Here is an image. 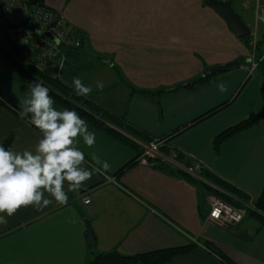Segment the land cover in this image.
<instances>
[{"label": "crops", "instance_id": "0c3cea01", "mask_svg": "<svg viewBox=\"0 0 264 264\" xmlns=\"http://www.w3.org/2000/svg\"><path fill=\"white\" fill-rule=\"evenodd\" d=\"M251 3L257 11V0ZM45 4L82 42L80 49L67 52L66 83L71 86L82 63L93 59L106 93L121 84L126 100L115 110L116 101L103 105L92 95L86 97L148 139L162 140V149L156 165L138 164L116 178L135 153L87 124L96 139L92 148L80 141L85 167L91 166L95 152L110 164L109 171L94 173L79 192H67V206L53 201L43 211L21 207L6 217L8 223L0 225V264H90L96 255L112 251L138 255L191 243L199 245L171 264H223L200 245L204 242L216 245L233 264H264V228L255 234L257 226L246 221L212 220L205 207L200 214V193L170 172L187 173L198 164L252 200L259 197L264 189V119L227 141L219 154L213 141L230 127L264 114V51L253 62L251 49L204 0H46ZM254 24L258 30L259 22ZM234 61L240 68L186 87ZM221 82L227 85L226 92L219 91ZM28 87L0 58V146L14 135L12 149H34L41 136L8 108L21 110L19 101L27 97ZM93 92L101 90L96 87ZM159 163L166 169H156ZM199 173L192 176L200 179ZM82 196H88L90 204H84ZM87 221L96 236L94 243L87 240Z\"/></svg>", "mask_w": 264, "mask_h": 264}, {"label": "clouds", "instance_id": "9594fccd", "mask_svg": "<svg viewBox=\"0 0 264 264\" xmlns=\"http://www.w3.org/2000/svg\"><path fill=\"white\" fill-rule=\"evenodd\" d=\"M255 19L264 22L259 6ZM71 87L77 96L86 97L92 92L91 86H85L80 78H73ZM96 87L102 90L103 82L98 81ZM217 87L221 92L228 90L224 82ZM49 92L43 82L33 81L27 97L19 101L20 119L41 134L34 149L17 151L0 146V214H6L0 215V225H6V217L13 216L21 207L43 211L53 201L67 206V192H79L94 173H107L111 167L95 152L91 153V166L85 167L87 161L79 144L82 139L85 146L92 148L95 133L75 110L57 109ZM69 221L75 222L71 217Z\"/></svg>", "mask_w": 264, "mask_h": 264}, {"label": "trees", "instance_id": "16d2710c", "mask_svg": "<svg viewBox=\"0 0 264 264\" xmlns=\"http://www.w3.org/2000/svg\"><path fill=\"white\" fill-rule=\"evenodd\" d=\"M23 1H25L31 7H46V0ZM250 39L251 36L242 40L246 43L248 48L251 49ZM263 43L264 39L258 43L257 51H262ZM80 48H63L62 52L68 57V51H73ZM0 58L6 62L8 66H10L11 69L14 70V72L28 85H30L33 81L43 82V84L50 90L49 94L53 97L55 103L63 108L75 110L80 115V117L87 122V124L104 133L119 144L131 149L135 153L136 156L134 160L115 173L116 178H121L127 171L138 165V159L143 154L144 147L139 145L130 137L140 141L144 145H149L151 142L155 141V139H148L146 134H142L133 126L127 125L124 123L122 118L112 114L106 108L97 104L93 100L88 99L85 96H77L73 90V87H71L64 80V76L63 79H58L55 78L51 73H43L39 71L34 65L27 64L24 60L23 53L10 42L6 28L2 27L1 25ZM214 75H218V73L213 71V74L208 75L207 77L199 78L196 80V82H194L193 85L211 82ZM186 87L194 88V86L189 85ZM229 104L230 101L224 103L222 106L214 110H211L207 114L196 119L191 124V126L197 125L198 123L213 116L215 113L225 108ZM8 108L16 114L20 112L11 106H8ZM263 119L264 114L248 118L219 134L213 141V147L216 154L221 152L225 143L231 138L255 127ZM188 128L189 127L186 129ZM13 143L14 135H11L2 142L1 146L5 147L6 149L9 147L12 148ZM155 168L163 171L166 169V166L159 163V165L155 166ZM170 172L180 176L183 180L195 187L198 193H200V214L203 207L209 209L207 196H214L226 204L239 209L243 213L244 218L239 224H244L245 221L247 222V219L255 221L257 223L255 234L264 228V189L259 197L252 200L251 197L244 191L208 170L201 169L199 173L200 179L182 171L171 170ZM201 217L203 220H205L203 215H201ZM198 245L199 244L191 243L186 247L165 249L138 255H123L118 251H112L109 253L96 255L90 264H171L175 258L189 254L194 248L198 247ZM200 245L211 254L217 256L223 264H233L228 259V257H226L213 243L204 242Z\"/></svg>", "mask_w": 264, "mask_h": 264}, {"label": "built area", "instance_id": "2783aa9c", "mask_svg": "<svg viewBox=\"0 0 264 264\" xmlns=\"http://www.w3.org/2000/svg\"><path fill=\"white\" fill-rule=\"evenodd\" d=\"M258 6L260 14L264 15V0H257ZM0 25L6 28L10 42L23 53L27 64L34 65L43 73H51L58 79H63L68 67V57L62 49L82 47V42L67 30L63 17L57 11L48 7H31L23 0H0ZM254 40L250 44L253 62L256 61L258 46L257 39ZM61 63L63 68H60ZM160 150V140L145 145L138 163L154 165ZM201 169L196 164L187 173L195 176ZM82 201L86 205L91 202L88 196H82ZM207 201L212 220H228L237 224L242 222L244 215L239 209L214 196H207Z\"/></svg>", "mask_w": 264, "mask_h": 264}, {"label": "rangeland", "instance_id": "374dc122", "mask_svg": "<svg viewBox=\"0 0 264 264\" xmlns=\"http://www.w3.org/2000/svg\"><path fill=\"white\" fill-rule=\"evenodd\" d=\"M219 1H233V8L235 10V12L241 16L242 20L244 21V23H246L251 32L252 35L254 34V36H251V42L255 41L254 39L256 38L257 42L259 43V41H262L264 38V35L262 36V33L264 32V22H259V24L256 25V27L258 26V30L257 33L255 32L256 28H255V24L254 22L256 21L255 19V13H256V8H255V3H251V0H219ZM264 51V43H263V48L262 51H257V54L262 52L263 54ZM250 58H252V51L250 50ZM256 54V60H260L262 56H260V58L258 59V56ZM254 56V54H253ZM96 63L93 61V59H87L85 60L81 67L78 68L79 73H77L78 77L76 76L75 78H79L82 80V82L84 83L85 86H91L92 88V92L90 95H92V99L95 101H98L100 104L106 105V102H112V101H116L118 102V108H115V110L120 109V107L122 108V102L124 104V92L123 89L121 87V84L117 85V90L113 91L110 94L106 93V87H104L101 92L94 93V87L97 82V75L98 73L94 72L93 68L96 66ZM69 66L73 67L74 70L77 67H74L71 63V60L69 62ZM71 69V68H70ZM107 94V95H106ZM124 99V100H123ZM247 222H249V224H252L254 226H257V223L251 219H247Z\"/></svg>", "mask_w": 264, "mask_h": 264}, {"label": "water", "instance_id": "95a60500", "mask_svg": "<svg viewBox=\"0 0 264 264\" xmlns=\"http://www.w3.org/2000/svg\"><path fill=\"white\" fill-rule=\"evenodd\" d=\"M204 2L208 7L217 12L227 22L228 27L234 33L236 38L245 39L251 36L252 32L250 28L244 23L241 16L235 12L231 1L204 0ZM47 36L52 38L50 34H47ZM238 68H240V62L234 61L224 66H217L214 68V71L225 73L234 71ZM209 73L210 70L206 72V75ZM193 84L191 83L188 85L192 86ZM86 225L87 240L89 243H94L96 241L94 230L88 221L86 222Z\"/></svg>", "mask_w": 264, "mask_h": 264}]
</instances>
